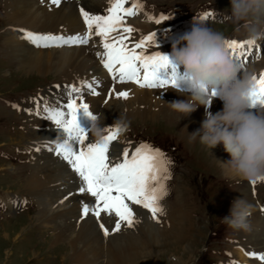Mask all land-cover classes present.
Returning a JSON list of instances; mask_svg holds the SVG:
<instances>
[{"label":"rangeland","instance_id":"374dc122","mask_svg":"<svg viewBox=\"0 0 264 264\" xmlns=\"http://www.w3.org/2000/svg\"><path fill=\"white\" fill-rule=\"evenodd\" d=\"M23 1L0 0V264H75L70 260L71 251L69 252L66 248L67 241L54 242L51 237L54 227H44L43 223H39L38 206L33 200V191L29 190L26 185L23 186L22 183L34 175V166L31 156L33 153H30L28 147L19 140L24 139L28 129H36L30 125V121L38 116L33 110L31 112L26 110V99H37L41 106L44 101L52 100L53 102H47L48 105L54 104L60 107L68 100L67 86L73 85L68 83L62 71L61 73L55 70L47 73L37 71L26 73L13 62V55L9 54V49L5 46L8 40L12 41L11 33H17L16 35L20 36L19 40L23 42V32L20 30L30 32L33 29L28 25H23L13 13V8ZM41 2L42 0H25L24 8L32 9L31 5L38 8ZM139 3L143 5L142 10L151 15L152 21L150 26L145 24V29L135 30L129 43L138 42L141 37L155 33L156 46L148 47L145 50L146 55L158 51L162 55L169 54L172 44L184 33L190 31L193 23L207 25L223 32L226 40L240 36L245 39L231 22L226 11L229 8V0H139ZM206 13H211V15L201 21L199 17ZM212 13H219L222 18L219 19ZM161 16H167L169 19L162 20L159 24L155 23V20ZM127 18L126 23L131 26ZM15 44L12 41V47ZM28 45L34 51L50 49L60 51L69 47L43 48ZM88 46V50L96 49L97 53H103L100 46L91 40ZM260 47L264 49V40L253 46L248 61L244 63L243 71L251 68L253 71L262 70V68L258 70L259 64L261 62L262 65L264 64V54L258 50ZM257 56H260V59H257ZM100 72L105 74L104 78H109L113 83L102 65ZM177 73L176 79L180 75L183 76L182 69ZM167 75H169L168 79L171 78L172 72L168 71V74L164 76ZM93 80L101 81L100 74H97L96 78L93 77ZM58 87L62 88L52 94ZM165 88L173 89L171 86ZM180 88H185V85ZM183 92L188 93V90ZM51 94L55 98L51 97ZM82 94L84 100H91L92 103L98 100L97 105H100L99 95H91L86 88L82 89ZM101 109L104 108H95L91 105L90 111L99 114L102 113ZM157 110V108L154 109L150 117H126L130 122V129L126 135L119 136L121 139L118 138L119 142L115 143L120 146L130 145L134 149L138 144L147 142L161 149L173 161L172 178L167 181L168 195L163 202L175 208L176 213L172 215L170 222L161 216L153 230L147 228L143 230L144 219L141 222L142 217L136 210L137 218L140 219L137 226L135 225L132 230L122 225L120 233H112L116 218L102 216L98 220L90 213L88 216L91 217L90 220H93L96 231L103 236L106 242L110 241V236L121 235L122 243H127L130 250L136 251L135 264H242L243 261L235 256L238 246L243 244L242 248L247 249L246 245H251L245 238L244 231H239V233L231 230L222 219L229 214L232 202L242 198L253 205L252 215L249 218L250 224L253 223V217L258 218L260 221L258 233L264 240V212H261V208L264 207V181L257 182L253 187V183L246 180L241 181L225 176L218 163L217 153L221 154V152H216L215 148L209 152V149L200 144L198 140L190 142L189 133L180 129L177 122L168 121L163 114L156 113ZM119 111L116 110V114ZM42 118L43 115L39 117L41 123L44 119ZM106 121L105 119V127H111L113 122L109 125ZM89 125L90 119L87 120V128ZM198 127L201 128V126ZM88 135L89 141L94 142L93 137ZM10 141L12 144L9 145ZM12 196L16 197L13 201L15 203L9 207L6 201H9L8 198ZM135 208L141 209L136 206ZM139 211H144V209ZM109 218H111L110 221ZM101 223L109 230L108 236L104 235V229L100 227ZM174 247L176 250H172ZM105 256H102L100 264H109ZM176 259L180 261L177 263Z\"/></svg>","mask_w":264,"mask_h":264},{"label":"bare ground","instance_id":"6f19581e","mask_svg":"<svg viewBox=\"0 0 264 264\" xmlns=\"http://www.w3.org/2000/svg\"><path fill=\"white\" fill-rule=\"evenodd\" d=\"M108 5L109 0H61V4L57 7L51 4L50 0H43L38 8L31 5L32 9H30L24 8V0L22 3L13 8V13L23 25H28L31 29L33 28L30 32L34 34H51L63 37H69L77 34L84 36L86 28L80 15V8L83 7L91 14H105ZM125 7H131V0H129ZM212 15L219 17V19L222 18L219 13H212ZM149 16H151L149 13H146L141 9L137 15L128 17L130 21V23H128L132 24L131 27L134 28V30L138 31L139 29H145V24L149 25L152 21H149ZM16 34L11 33L12 41L16 44L12 47V41L8 40V42L5 43V46L9 49V54L13 55L14 61H12L15 62L23 72L32 73L37 71L39 73H47L48 71L55 70L61 73L62 71L63 76L69 81L68 83L73 85L79 83L80 81L92 82L93 77L96 78V75L100 74L102 80H97L99 86L95 87L98 92H101H99V102L100 105L103 104L102 107L97 105L98 100L96 101L97 103H92L91 100L87 101L86 99L84 102L89 105V110H91V105L95 108H104L101 110L107 120L106 122L109 125L114 122L119 115H124L125 117L130 118L136 116L150 117L152 115L151 113L154 112V109L157 108L158 110L156 113L163 114L168 121L173 120L177 122L176 124L180 129L190 134L198 131V128H200L198 126H201L207 114L214 115L222 110V102L218 99H213L207 108L199 106L191 113V115L181 117L178 113L174 112L168 104L175 101H184L188 98L187 92H183L188 90L187 83L185 84L186 81L184 76L180 75L176 79L179 91L185 93L184 95H178L177 91L170 88H157L151 91L148 89H140L133 83L113 84L109 78H104L105 74L103 72H100L102 64L96 55L97 51L96 49L91 51L90 48V50H88V44L78 45V47L69 46L68 49H61L60 51H56L55 49L43 50L46 52H43L42 50L34 51L28 45L33 44L24 38L22 39L23 42H21L19 40L20 36ZM233 39L238 42L246 41L242 38V36ZM90 40L100 46L103 50L99 37L93 36ZM245 51H247V49H245ZM166 56H168V54ZM263 65L261 62L258 70L262 68L261 71H263ZM173 67H175V72L178 74V70L181 69L176 68V66L170 62L168 66L157 71V78L159 80H168L169 75H164L168 74V71L172 72ZM248 71L254 72L257 77H259V74L261 73V71H253L252 68L250 70L248 69ZM184 85L185 88H180ZM59 88L61 89L62 87L56 88L52 94L59 91ZM122 91L129 93V98L127 100L116 98L115 94ZM52 94L51 97L55 98ZM36 101L37 99H26V110L29 112L33 110L34 114H36ZM48 101L52 100H47L46 102ZM65 103H67V101ZM49 106L59 108L54 104H50ZM116 110H120L118 114H116ZM252 110L254 111L255 109ZM39 111L40 115L35 116L34 118L36 119L30 121V125L36 129H28L27 133L24 135V139L19 140L22 141L20 143L28 147L30 153H33L31 156L33 158L32 165L34 166V175L32 174L33 176L29 179H23L24 181H22V183L23 186L26 185L29 190L33 191V200L36 201V205L38 206L37 214L39 223H43L44 227H54L53 233L51 234L54 242L58 243L59 241H67L66 248L69 252L71 251L69 256L70 260L75 264H100V260L104 255L107 256L109 264H135L134 259L137 256L135 257L134 254L136 251L130 250L127 243H122L120 240L121 235L110 236V241L106 242L104 241L103 236L96 231L94 226L95 224L92 222L93 220H90L91 217L87 216L82 218V205L85 203L90 205L93 204L94 198L90 195L79 192L81 184L80 178L73 172L66 161L58 158L54 152H49L47 148L42 147V145H49L55 149L56 144L63 139V136L50 121H46L43 118L42 123L39 121V117L43 115V105L39 108ZM88 119L90 118L85 116L82 111L78 112V125L87 133L89 128H87ZM12 141L9 142V145L12 144ZM125 147L129 146L124 144L120 146L118 143L114 142L110 147L112 157H118ZM215 150L216 152H221V154L217 153V155H219V162H226L229 159V156L224 152L222 145H217ZM14 198L16 197H9V201H6V204L9 207L15 203L13 202L15 201ZM161 203L163 204L162 207L164 209V215L162 216H164L166 221L170 222L172 215L176 213V209L168 206L167 202L162 201ZM135 210H137L139 216L142 217L141 222L144 219L143 230L144 228L153 230L157 222L151 218V214L145 210L139 211L142 209L135 208ZM102 216L109 217L105 214H102ZM160 217L161 216H158V221ZM110 220L111 218H109V221ZM183 228L184 226L182 229ZM258 230H260V221L257 217H253V223L250 224V230L243 232L245 238L251 246L246 245L247 249H244L242 248L243 244L239 245L237 249L238 251H236L235 255L243 261L242 264L261 263L260 261L249 258L246 255L248 252L264 253V240L260 237ZM112 233L115 232L112 231ZM134 241L136 240L134 239ZM176 247L172 248V250H176ZM179 261V259H176L177 263Z\"/></svg>","mask_w":264,"mask_h":264},{"label":"snow or ice","instance_id":"6c2138e0","mask_svg":"<svg viewBox=\"0 0 264 264\" xmlns=\"http://www.w3.org/2000/svg\"><path fill=\"white\" fill-rule=\"evenodd\" d=\"M128 2L129 0H109L105 14H91L81 7L79 11L86 28L84 36L77 34L65 38L20 31L28 42L43 48L87 45L93 36L99 37L103 53H97V57L113 83L130 82L140 89L177 87L175 67L168 80H159L156 75L159 69L169 65L168 57L159 51L151 55L145 54L148 47L156 46L155 33L141 37L138 42L129 43L135 30L127 25L126 18L137 15L143 5L139 0H131V7H125ZM50 3L59 7L61 0H50ZM210 15L211 13H206L199 19L206 20ZM148 19L151 21L152 17L149 16ZM167 19L169 17L161 16L155 23L159 24ZM254 45L256 43L252 41H225L226 50L242 70ZM258 50L264 54V49L260 47ZM253 79L255 88L248 102L250 108L256 109L264 106V71ZM94 84L99 86L95 80L91 83L80 81L78 85H68L67 103L61 104L59 108L49 106L46 101L43 103V118L59 130L63 139L56 144L55 149L49 145L42 147L66 161L80 178L79 192L94 198L93 204L82 205V218L90 213L98 220L102 218V214L114 216L116 220L112 231L119 232L122 225L130 229L139 223L134 207L136 206L147 210L158 223V216L164 215L161 202L168 195L167 181L172 178L173 161L161 149L147 142L138 144L134 149L129 145L118 157H112L110 147L119 138V130L112 127H106V135L102 141L90 142L88 133L78 125L77 114L82 111L85 116L92 118L89 105L84 102L82 89L86 88L91 95L97 96L99 92ZM115 95L118 99L129 98L126 91ZM35 103L36 114L40 115V102ZM256 183H253V187ZM261 212H264V207ZM100 227L104 229L105 236L110 234L103 223ZM246 255L264 264V253L248 252Z\"/></svg>","mask_w":264,"mask_h":264},{"label":"clouds","instance_id":"9594fccd","mask_svg":"<svg viewBox=\"0 0 264 264\" xmlns=\"http://www.w3.org/2000/svg\"><path fill=\"white\" fill-rule=\"evenodd\" d=\"M226 11L246 41L264 40V0H229ZM225 41L223 32L193 23L191 30L172 44L167 57L176 68L183 70L188 98L168 105L184 117L199 106L207 108L213 99L220 100L222 110L207 114L201 128L188 134L190 142L198 140L209 152L222 145L229 156L226 162H218L225 176L249 183L264 181V106L253 111L248 102L256 75L241 69L226 50ZM172 88L178 95L185 94L178 86ZM91 115L88 133L94 143L100 142L106 135L105 117L103 113ZM111 127L119 130V136H124L130 122L119 115ZM252 211L251 203L235 199L222 220L233 231L247 232Z\"/></svg>","mask_w":264,"mask_h":264},{"label":"trees","instance_id":"16d2710c","mask_svg":"<svg viewBox=\"0 0 264 264\" xmlns=\"http://www.w3.org/2000/svg\"><path fill=\"white\" fill-rule=\"evenodd\" d=\"M163 139H164V138H163ZM163 139H162V140H163Z\"/></svg>","mask_w":264,"mask_h":264}]
</instances>
